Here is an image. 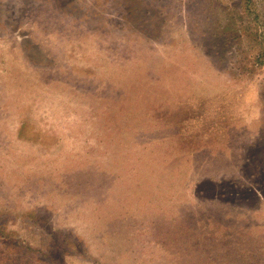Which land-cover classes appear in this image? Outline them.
Here are the masks:
<instances>
[{
  "label": "rangeland",
  "instance_id": "rangeland-1",
  "mask_svg": "<svg viewBox=\"0 0 264 264\" xmlns=\"http://www.w3.org/2000/svg\"><path fill=\"white\" fill-rule=\"evenodd\" d=\"M0 264H264V0H0Z\"/></svg>",
  "mask_w": 264,
  "mask_h": 264
}]
</instances>
